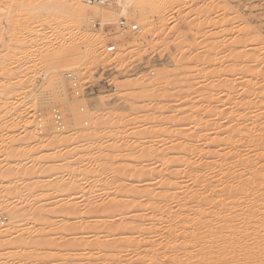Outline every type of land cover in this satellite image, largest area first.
I'll return each mask as SVG.
<instances>
[{
    "label": "rangeland",
    "instance_id": "rangeland-1",
    "mask_svg": "<svg viewBox=\"0 0 264 264\" xmlns=\"http://www.w3.org/2000/svg\"><path fill=\"white\" fill-rule=\"evenodd\" d=\"M48 1L0 0V85L9 86L0 90V264H101L109 255L112 264H129L149 243L162 250L168 220L182 212L178 197L195 187L196 171L216 180L213 164L231 162L236 147L256 168L264 164L246 140H229L251 131L264 143L256 133L264 108L236 107L245 94L258 101L264 93V0H156L155 9L140 5L137 13H124L116 0H80L97 7L87 14L89 38L67 29L66 7L38 10ZM118 44V55L106 50ZM246 65L259 70L253 78L242 73ZM131 79L143 86H123ZM249 112L258 113L256 121ZM27 120L37 138L27 136ZM170 175L179 177L176 190L164 186ZM161 193L169 209L162 203L168 212L151 223L147 213ZM217 202L206 205L207 220ZM8 207L19 218L6 232ZM130 237L146 240L140 251L127 246Z\"/></svg>",
    "mask_w": 264,
    "mask_h": 264
},
{
    "label": "bare ground",
    "instance_id": "bare-ground-1",
    "mask_svg": "<svg viewBox=\"0 0 264 264\" xmlns=\"http://www.w3.org/2000/svg\"><path fill=\"white\" fill-rule=\"evenodd\" d=\"M48 2H49L48 6L41 5L40 7H38V10L39 11H42L43 9L44 10L45 9L54 10L55 8H58V7H66L68 9V11H69L67 13L68 14L67 15L68 16V18H67L68 19V24H67L68 25L67 26L68 30H70V29L71 30H74V29L76 30L77 29L78 31L83 33L85 37H88V38L89 37H93L95 35L93 30H92V28H91V26L88 24V19L89 18L87 17V14L90 11H94L95 9H97V7H94L93 5H90V4H87V3L82 4L80 0H50ZM103 2H104V0H103ZM156 2H157L156 0H116L117 5L122 8L124 13L126 11L127 12L129 11V12H132V13H135V12L137 13L138 8H139L140 5H142L144 8L150 9V11H152L154 5L157 6V4H158ZM158 6H159V4H158ZM28 8L29 9H33V5H29ZM154 9H155V7H154ZM108 46H110V45H108ZM118 46H119V44H118ZM114 47L116 48V45H114ZM120 47L121 46L116 48V50L114 52V55H118L121 52V48ZM60 58H61V60L64 59V57H60ZM56 63L58 64V62H56ZM57 67H56L55 71L53 72V74L56 71H58ZM255 69H256V67H250L249 65H246L244 67V69L242 70V73L243 74L248 73L253 78V76H255V75H253L255 73L254 72ZM256 70H258V69H256ZM68 76L69 75H67V77ZM3 83L5 85L7 84L5 82H3ZM232 83H233V81H232ZM1 85H0V90H1V93L4 94V91L6 90L5 88H7L9 86L7 85V87H6L4 85H2V86ZM144 85H146V84H144ZM59 86H62V83L59 84ZM123 86H131L133 89H138V88H140L143 85H142L141 82H138L137 79H131V80L127 81V82H124ZM231 88H233V87H231ZM254 88L252 87V89H254ZM257 91H258V93L261 92V91L259 92V90H257ZM248 96H249V94H245V96L243 97V100L245 102L243 104L242 103H236V107L238 106V108H241V110H243L244 108H246V109L249 108L250 109L251 107H254V108L255 107H259V108H262V109L264 108V93H263V91H262V93L257 95L258 101H253V100L251 101V100L248 99L251 96L250 97H248ZM0 97H3V95L0 96ZM0 102H1V100H0ZM2 102H3V100H2ZM6 104H7V102H6ZM3 105H1V106H3ZM5 106H4V108H5ZM249 109H248V111H249ZM251 113H254V112H251ZM262 113H263V110H262ZM248 114H250V112ZM257 114H255V115L252 114L253 116L250 114L252 116V117L250 116V118L254 117L253 120H255V117L257 116ZM260 115L262 116V114H260ZM28 117H26V118L30 120V118H28ZM240 117H242V116H240ZM247 117H246V119H248ZM262 117H264V116H262ZM243 119H245V118H243ZM260 119H262V118H259L258 120H260ZM29 120H27V122H26L27 123L26 127L29 129L27 136H29V137L30 136H32V137L38 136L37 133L34 131L35 129L32 128L33 125L30 123ZM38 120H41V118H39ZM237 121L238 120H236V122ZM255 121H254V124H253L254 125V127H253L254 131L256 130L255 127L257 125H259V122H258L257 125L255 126ZM261 124H264V123H262V121H261ZM238 125H239V123H237V125L235 126V130H236V127ZM57 129L59 130V132L57 133V135H55L56 133L53 132L54 133L53 135H55V136H57L59 138H63L65 132H63L60 127H57ZM230 130H232V129H230ZM230 130L228 129V131H230ZM233 131H234V128H233ZM248 131H250V130L248 129ZM237 132H239V131H237ZM246 132L244 134V136H246V137H243V136L240 137L241 135H239V137H237L238 139L235 138L232 135L231 138L229 139V140H231L230 143L234 144V141H235V143L238 141L239 145L236 143L237 146H241L243 144H241L240 140L244 139L243 140L244 143H246V142L249 143L250 146H252L253 148H255L256 151L259 152V154H257V156H259V158L262 159L263 162H264V146H263L264 143H262L260 141V139H259L261 136H259V138H257L258 137V136H256L257 134L254 135L253 132L251 133V131H250V133L248 132L250 135L247 136ZM41 133H42V131H41ZM230 133H231V131H230ZM233 133H235V131ZM239 133H241V131ZM256 133H260V135L261 134L263 135L264 134V127L262 126L260 128V131L256 132ZM35 138H37V137H35ZM233 138H234V140H233ZM147 139H148L147 136H143L142 139H141V142H146V141H148ZM235 139H237V140H235ZM232 140H233V142H232ZM245 140H246V142H245ZM233 149H234V147H233ZM238 149H239V147H236L235 150H234L235 153H233L232 157L230 156L232 160L231 159H229V160H231V162H228V161L225 162L226 160L225 161L223 160L224 162L221 161V163H219L217 165L213 164L212 167L216 166L217 167V171H218L217 172L215 170L217 172L216 180H212V179L208 180V177H207L206 174L198 173L199 170L196 171V169H194L196 171L194 177H192L191 174H190L191 178L190 177L189 178L193 179L192 181L194 182V184H193L192 181L191 182H192V185H195V187L193 189L185 190L184 194L181 197L177 196L178 199H179L178 203H181V204H179V206H181V208H183V210L175 218L171 217L168 220L169 221V230L167 231L168 239L166 241V244L163 246L162 250L161 251L156 250L157 247L155 248V246H153V245L149 246L150 245V243H149V245H148L149 247L146 246L147 248L144 249L143 252L141 251L143 254L142 253L136 254L137 253L136 252L135 253L137 255L136 258H133V260H131L130 258H129L130 260L127 259V262L130 261L129 264H199L200 262L202 264H205V262L207 260L211 261V259L213 260L214 264H226V263H230V264H264V164L262 163L263 165L260 166V169L256 168L254 160L251 159V157H249V155L245 156ZM38 160L41 161L43 159H41V160L38 159ZM229 164H231V167H230ZM188 166H187V168H189ZM11 167H13V166H11ZM68 170H69V168H68ZM73 170H74V168H73ZM187 170H189V169H187ZM9 171H10V168H9ZM92 171H93V169H92ZM7 173L5 175H7ZM246 175H247V177H245ZM171 176H173V175H170L169 177H171ZM65 177H67V176H65ZM169 177H168V180H166L164 186L171 185V187H174V188L176 187L175 189L172 188V189L176 190L178 188L179 184H180V181L178 180L179 177H176V178H175V176H173L171 178H169ZM228 178L232 179V180L225 182L226 181L225 179H228ZM235 180L239 181L238 185H235ZM74 183H75V180H74ZM53 184H54V182H53ZM68 184H67V186H69ZM173 184H174V186H173ZM220 184H222L223 186L221 187V189L217 190V188L219 187ZM261 184H262V186H261ZM162 185L163 184H161V186ZM73 186H75V185H73ZM55 187L57 188V186H55ZM186 187H188V186H186ZM162 193H161V195L159 197L160 201L157 202L156 205H154V207H151L152 209L149 208V209H151L150 211H152L151 212L152 213L151 216L149 215V212L147 211L148 212L147 215L149 217L146 216V217H148L146 219L148 221H150L151 223H153L156 220L155 217L159 216V214L160 215L161 214H166L168 212L167 210H165L166 207H167L166 203L168 201L166 199L167 195L166 194H162ZM174 193H175V191H174ZM158 196H159V194H158ZM216 200L218 201L217 203L221 207L219 209H217V207H216L214 212H211L213 219L207 220L208 214H206V208L205 207H206V205L214 204V202ZM162 203H165L166 207L162 206ZM202 203H204V204H202ZM108 206H109V204H108ZM130 206H131V203H130ZM101 207H104V208L106 207V209L108 210L107 204H106V206L102 205ZM124 207L121 208V209L123 210ZM164 207H165V209H164ZM21 208H22V206L20 207V210H21ZM96 208H94V209H96ZM200 208H202V209H200ZM9 209L10 210H8V215L10 217V220L8 218V222L9 223H8V226L5 228L6 232L17 221V220H15L13 218L15 216L17 218H19V214L17 213L16 210H15L16 211L15 212V211H13V209H12V211H11V208H9ZM125 209H124V211H125ZM222 209L226 210L228 213L226 215L220 216V211ZM36 210H39V209H36ZM117 210H120V208H118ZM122 210H121V214L123 215L124 212ZM94 211H92L90 213H93ZM102 211H103V213H102ZM102 211H100V215L106 214V212H110L111 210L110 211L109 210L108 211L105 210L106 212L104 210H102ZM88 212L89 211H87L85 214H87ZM96 213H98L97 210L93 213V215L94 214L96 215ZM112 213H114V212H112ZM116 213H117V211H116ZM6 214H7V212H6ZM34 214H36V213H34ZM109 214L110 213H108V215L107 214L106 215L109 216ZM20 215H21V213H20ZM50 215H52V214H50ZM68 216H70V215H68ZM68 216H66V217H68ZM73 216L74 215H72V217ZM31 218L32 217H30V219ZM34 218H36V217H34ZM39 218H42V217H39ZM119 218H121V217H119ZM31 221H32V219H31ZM60 221H59V223H60ZM63 221H64V219H63ZM63 221L61 223H63ZM191 221H194L196 224L192 223ZM125 222H127V221H125ZM119 225H120V223H119ZM134 227H132L131 230H134ZM29 229H30V227H29ZM144 230L147 232V228H145ZM179 230H181V233L178 235V231ZM148 233H145V235L148 234ZM142 235H144V234L142 233ZM29 237L31 238V236H29ZM142 239H143V241L140 242V238H139L138 239L139 242L137 241L138 243L135 244L134 241L132 243L130 242L132 240V238H131L128 241L130 244L128 243L127 246L128 247L132 246V248H135L134 250L140 248L138 250V251H140L141 250V246L143 245L142 242L143 243L146 242V240L144 238H142ZM150 241H151V239H150ZM177 241H180V242H177ZM39 243H37V244H39ZM86 243L84 242V244H86ZM90 243L91 242L89 241L88 244L86 245V247H91ZM139 243L141 244V246L139 248H136V247H138L140 245ZM112 244H114V243H112ZM96 245L98 246L97 243H96ZM124 245H126V244H124ZM97 246H94V247L97 248ZM114 248L115 247L113 245V248H112L113 251H114ZM100 250H101V247H100ZM102 251H104V249H102ZM134 252L135 251H133V253ZM88 256L90 257V255H88ZM109 256H108L109 258H107L105 256L104 259L105 260L108 259V261L113 260V262H115V260H114L115 257L112 258L111 255H109ZM110 258H112V259L110 260ZM117 260L119 261V259H116V261ZM108 261H105V263H101V264H112L111 262H108ZM2 262H4V261H2ZM102 262H104V261H102ZM121 262L123 264V261H120L117 264H121ZM124 262H126V261H124ZM90 264H91V262H90Z\"/></svg>",
    "mask_w": 264,
    "mask_h": 264
},
{
    "label": "built area",
    "instance_id": "built-area-1",
    "mask_svg": "<svg viewBox=\"0 0 264 264\" xmlns=\"http://www.w3.org/2000/svg\"><path fill=\"white\" fill-rule=\"evenodd\" d=\"M86 1H87L88 3H91V4H96V3L104 4V3H103V0H86ZM94 25H96V24H94ZM119 26H120L121 28H126V27H127L125 19L122 18V19L119 20ZM129 28H130L131 30H138L136 24H131ZM106 50H107L108 52H114V51H115V47H114V45H110V46H107V47H106ZM75 78H76L75 76L70 75V81L72 82V86H76V79H75ZM54 112H55V113H54L55 121L57 122L58 125H60V124H61V121H60V115H59V113H58L57 110H55Z\"/></svg>",
    "mask_w": 264,
    "mask_h": 264
}]
</instances>
